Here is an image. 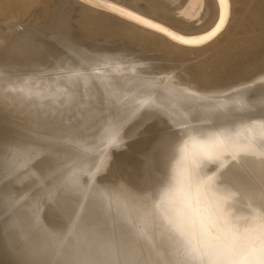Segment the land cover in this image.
Returning a JSON list of instances; mask_svg holds the SVG:
<instances>
[{
  "label": "bare ground",
  "instance_id": "6f19581e",
  "mask_svg": "<svg viewBox=\"0 0 264 264\" xmlns=\"http://www.w3.org/2000/svg\"><path fill=\"white\" fill-rule=\"evenodd\" d=\"M104 4L190 39L220 19L218 0H0V264H54L60 241L79 246L83 193L82 227L111 238L120 258L199 264L178 234L153 231L159 256L137 243L119 205L158 200L188 164L179 146L198 130L247 135L252 120L239 109L264 95V0H228L222 30L195 45ZM213 114L230 118L202 123ZM221 171L217 182L242 193L232 209L248 244L259 227L245 219L257 203L246 195L264 170L241 156Z\"/></svg>",
  "mask_w": 264,
  "mask_h": 264
},
{
  "label": "snow or ice",
  "instance_id": "6c2138e0",
  "mask_svg": "<svg viewBox=\"0 0 264 264\" xmlns=\"http://www.w3.org/2000/svg\"><path fill=\"white\" fill-rule=\"evenodd\" d=\"M88 2L92 3L94 0ZM218 2L220 19L216 27L210 33L192 39L176 35L116 5L103 6L109 11L155 28L178 43L195 45L198 42L206 43L222 30L221 25L226 22L224 10L228 0ZM239 111L252 120L251 125L246 126L247 135L233 133L226 127H220L219 131L198 130L196 136L189 135L179 146V151L184 153L182 159H187L188 164L183 172L174 175L175 183L165 189L158 200H153L149 195L143 198V204L131 207L128 204L119 205L123 209L119 219L130 225L137 243L140 240L149 242L155 254L159 256V250H156L155 244L152 243L153 231L158 230L157 234L162 238L170 239V234L185 238L191 246L190 251L195 254L192 258L199 261V264H264V176L261 178L259 190L249 189L246 195L247 199H254L257 203L255 206L251 203L248 205L250 213L245 219L258 224L259 227L257 239L248 244L240 243L241 232L237 223L239 217L235 216L232 209V205L242 193L234 190L230 184L217 182L218 175L224 174L221 170L226 169L229 164H238L241 156L255 158L264 170V95L257 97L251 106L246 109L242 107ZM214 115L202 123L212 126L216 124V119H219L222 125L230 118L229 114H224L214 119ZM197 136L204 138L197 139ZM108 143H116L115 135ZM209 162L218 165L213 175L203 173ZM2 168L3 160L0 159V170ZM72 183L75 184L74 181ZM82 197L78 207L84 216L77 214V223L81 226L76 232L79 246L60 241L64 251L54 264H155L152 261L120 258L111 238L101 236L95 229L83 228L91 201L87 193H83ZM110 208L111 204L106 211ZM249 231V228L243 229L245 234ZM160 264L169 262L161 261Z\"/></svg>",
  "mask_w": 264,
  "mask_h": 264
},
{
  "label": "water",
  "instance_id": "95a60500",
  "mask_svg": "<svg viewBox=\"0 0 264 264\" xmlns=\"http://www.w3.org/2000/svg\"><path fill=\"white\" fill-rule=\"evenodd\" d=\"M186 36H189V35H186Z\"/></svg>",
  "mask_w": 264,
  "mask_h": 264
}]
</instances>
